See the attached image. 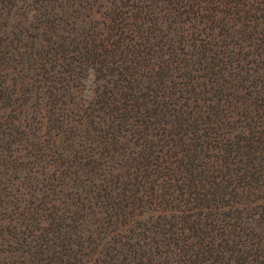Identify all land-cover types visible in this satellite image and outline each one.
Listing matches in <instances>:
<instances>
[{"label": "trees", "instance_id": "1", "mask_svg": "<svg viewBox=\"0 0 264 264\" xmlns=\"http://www.w3.org/2000/svg\"><path fill=\"white\" fill-rule=\"evenodd\" d=\"M0 264H264V0H0Z\"/></svg>", "mask_w": 264, "mask_h": 264}]
</instances>
